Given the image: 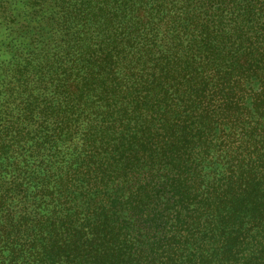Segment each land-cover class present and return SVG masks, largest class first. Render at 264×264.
Wrapping results in <instances>:
<instances>
[{
    "label": "trees",
    "instance_id": "trees-1",
    "mask_svg": "<svg viewBox=\"0 0 264 264\" xmlns=\"http://www.w3.org/2000/svg\"><path fill=\"white\" fill-rule=\"evenodd\" d=\"M59 9L0 91V264H264V0Z\"/></svg>",
    "mask_w": 264,
    "mask_h": 264
},
{
    "label": "rangeland",
    "instance_id": "rangeland-1",
    "mask_svg": "<svg viewBox=\"0 0 264 264\" xmlns=\"http://www.w3.org/2000/svg\"><path fill=\"white\" fill-rule=\"evenodd\" d=\"M61 3L62 0H0V91L14 65L56 50Z\"/></svg>",
    "mask_w": 264,
    "mask_h": 264
}]
</instances>
